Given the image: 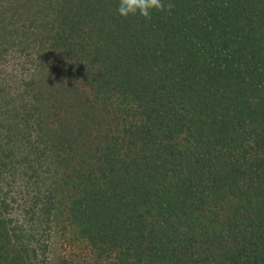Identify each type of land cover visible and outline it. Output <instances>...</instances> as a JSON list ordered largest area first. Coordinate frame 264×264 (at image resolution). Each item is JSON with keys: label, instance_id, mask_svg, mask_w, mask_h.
I'll use <instances>...</instances> for the list:
<instances>
[{"label": "trees", "instance_id": "1", "mask_svg": "<svg viewBox=\"0 0 264 264\" xmlns=\"http://www.w3.org/2000/svg\"><path fill=\"white\" fill-rule=\"evenodd\" d=\"M165 2L0 0V264H264V0Z\"/></svg>", "mask_w": 264, "mask_h": 264}, {"label": "clouds", "instance_id": "2", "mask_svg": "<svg viewBox=\"0 0 264 264\" xmlns=\"http://www.w3.org/2000/svg\"><path fill=\"white\" fill-rule=\"evenodd\" d=\"M174 5L165 0H118L117 14L119 17L127 19L130 16H139L145 20H150L153 13L166 12L171 14Z\"/></svg>", "mask_w": 264, "mask_h": 264}, {"label": "rangeland", "instance_id": "3", "mask_svg": "<svg viewBox=\"0 0 264 264\" xmlns=\"http://www.w3.org/2000/svg\"><path fill=\"white\" fill-rule=\"evenodd\" d=\"M28 53V52H27ZM25 54L27 57H30V55L29 54ZM34 54V55H33ZM38 55V48L35 46L34 47V51L32 52V54H31V57H34V56H37ZM24 56V53H19L18 52V50H17V53H15L14 52V50L13 51H7V52H5V54H4V59H5V61L1 64V68L3 69V71H2V73H5L6 74V76L8 75H12V74H14V73H17L18 72V67L16 66L15 67V63L16 62H19L20 61V59H21V57H23ZM5 62H6V64H5ZM5 64V65H4ZM0 126H1V123H0ZM1 130V129H0ZM1 135H3L4 136V132H0V136ZM33 163L35 164V166H38V168H41L42 170H45V160H44V162H41L40 164L38 163V159H33ZM38 173H41L40 175H44L45 176V173L44 172H39L38 171ZM17 185H21V184H17ZM32 186H34V182L33 181H29L28 183H27V187H32ZM21 188V187H20ZM32 191V190H31ZM18 212H21V213H19V216L22 218L23 217V212L20 210V209H18L17 211H16V213H18ZM48 233V232H47ZM47 236V234L45 235H43V238L44 237H46ZM51 240V239H50ZM49 240V241H50ZM49 241H48V243H49Z\"/></svg>", "mask_w": 264, "mask_h": 264}]
</instances>
